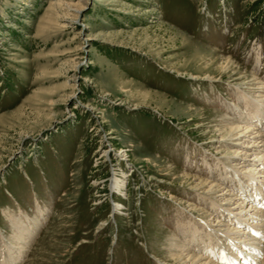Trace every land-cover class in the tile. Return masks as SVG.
Segmentation results:
<instances>
[{
	"label": "rangeland",
	"instance_id": "374dc122",
	"mask_svg": "<svg viewBox=\"0 0 264 264\" xmlns=\"http://www.w3.org/2000/svg\"><path fill=\"white\" fill-rule=\"evenodd\" d=\"M55 2L0 0V234L13 250L7 215L39 220L16 263L0 239V264L173 262L178 226L222 233L208 202L242 196L234 148L211 140L236 122L264 136L258 115L238 119L250 98L264 109V0H71L76 18ZM254 168L263 179L264 158Z\"/></svg>",
	"mask_w": 264,
	"mask_h": 264
},
{
	"label": "bare ground",
	"instance_id": "6f19581e",
	"mask_svg": "<svg viewBox=\"0 0 264 264\" xmlns=\"http://www.w3.org/2000/svg\"><path fill=\"white\" fill-rule=\"evenodd\" d=\"M108 3L111 2L108 1ZM55 4L59 8L63 7L64 9L72 10L73 12L72 11L71 12L75 18L80 15V8H78L73 2H71V0H56ZM48 8L50 9L51 5H49ZM258 57L259 56H257V58ZM254 80L255 79H253L252 82L255 84L256 82ZM262 97H264V95H262ZM252 101H253L252 98L247 100V104H246L247 107L250 104H252ZM260 101L262 103L263 99H261ZM256 106L258 108L259 104H257ZM247 107L245 106L244 110L239 111L240 114L238 119L246 118V112L250 111L253 112L252 115L254 114L258 115L254 118H258L259 122L254 125L257 126L259 124L261 125L262 122L260 121L264 119V109L258 111V109L256 110V108L252 110L251 109L252 107L251 108H247ZM251 125L253 124L248 123L246 126L243 125L244 127H242L240 126V124L236 122L234 126L232 125L233 127L232 126L228 127L225 130H222L223 132L220 131L221 136L218 139L211 140V141L216 140V142L218 143L221 142L226 143V145H228L227 147L234 148L232 149L233 151L229 152L230 155L228 154L226 158L227 160L230 159L234 161L235 167L232 168L233 174H231V176L226 175V178L230 177L229 180L233 181V183H236L234 185L239 190H241L240 191L242 195L241 198L238 196L239 195L238 194L235 197L236 203L232 202L233 207L229 208L228 202H230L231 200L230 198L229 199L225 197L222 198V200H225V202H227L226 204L225 203L221 204L222 202L219 204V202L216 200L217 196H215V193L220 188L219 185L221 183L219 182L216 183L213 181L212 184L208 187V194H210V196L213 195L215 196V199L210 200L208 204L209 206L211 205L213 211L214 210L218 211L220 217L223 216L224 218L225 216H229L230 219H228V222L226 224L227 228H224V230L221 233V230L214 228L213 225L212 228H209L208 224L207 223L205 224L204 222L203 226H201L200 224L201 228L199 229L195 224H193V223L198 224L197 221L191 222V220L188 219V223H187L188 225L185 226V228H183L182 225L178 226V232L179 235L181 236V237L179 236V240L170 241L168 243V251H169L168 260L173 262H161L159 260L160 264H221V261L222 263L224 262L226 264H253V263L255 264V262L257 263L259 261L257 260V258L259 257L256 256L257 254L256 249H259L261 248V245H264V241H262V238H264V191H263L264 174H262V176L260 175L257 176L259 179L261 177H263V179L256 180L254 176L255 175L254 171L256 169L254 168V166L260 165V163L264 158V154H263L264 150L259 151L260 147L261 148L263 147L262 149H264V141H263L264 136L261 137L262 136L261 129H259L260 131L256 130L257 133L255 135L251 134L252 130L255 129L254 126ZM257 139H261L260 141H263V143L258 145L256 142ZM241 154L242 155L244 154L245 158H241L240 157ZM247 156H252V157L247 158ZM238 163H242L243 164L242 166H244V168L246 169L249 168L250 169L249 173L239 172L240 169L237 168ZM224 166L225 165H223V167ZM227 172L225 174H227ZM263 172H264V168L262 169L261 173ZM235 175H237L236 178L234 177ZM110 180H111L110 189L112 190V192L118 193L120 196L126 194L125 179L122 178L118 180L116 176L113 175ZM248 180H250L252 183L254 182L255 185L254 194H248L249 192L247 190V185H246L247 183L246 181ZM238 181L239 183L242 182L240 183L241 185L240 184L238 185ZM208 182L209 181H207V179L206 180L199 179V182L197 183L192 182L191 184H193L194 188H200L203 186H207L209 184ZM243 198L244 199L246 198L247 201H250V203H247L246 199L243 200ZM238 200H241L240 203L237 202ZM244 203L246 204L244 205ZM245 206H247L248 208L247 207L243 208ZM113 207L114 210L116 209L121 210L122 204L116 203L114 204ZM38 212L40 213V216L44 214L43 209H38ZM180 212L181 213L179 217L185 219L186 215H184L183 211ZM42 218L43 217H41V219ZM7 220L13 228V233L11 238L14 241H17L19 246H14L15 250L10 249L11 248V246L9 245L10 243L7 244V242L4 241L3 236L0 234V239L5 245L3 246L6 248L7 256H8L6 261L4 257H2V260L3 262L6 263L7 262L16 263L18 262V260L21 259L24 250L27 247H29L33 235L35 234L38 228L39 220L37 216H33V217L25 218V221H21L12 215L9 216L7 215ZM213 231H215L216 233H221V235L219 234L217 236L224 235L226 239L221 240L220 238L216 240V235L214 234ZM253 233H257V235L260 236L263 235V237L256 238L254 237L255 235ZM213 236H215V238ZM219 241H222L223 244L222 242ZM225 246L228 248L227 251H224V249L226 248ZM216 248L217 250L215 251ZM235 250L236 251L238 250V252H235ZM214 251L216 257L220 258L221 260L220 262H214L213 259L211 258L210 252H214Z\"/></svg>",
	"mask_w": 264,
	"mask_h": 264
},
{
	"label": "crops",
	"instance_id": "0c3cea01",
	"mask_svg": "<svg viewBox=\"0 0 264 264\" xmlns=\"http://www.w3.org/2000/svg\"><path fill=\"white\" fill-rule=\"evenodd\" d=\"M22 169L24 170V168H23V167H22ZM25 174H26V173H25ZM26 175H27V174H26ZM10 196H11V198H13V197H12V194H11ZM14 198H15V197H14Z\"/></svg>",
	"mask_w": 264,
	"mask_h": 264
}]
</instances>
